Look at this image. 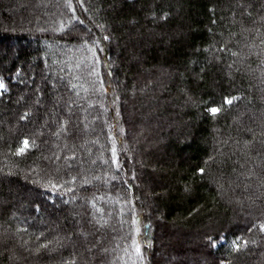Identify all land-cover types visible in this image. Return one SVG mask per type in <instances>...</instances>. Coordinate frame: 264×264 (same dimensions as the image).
<instances>
[{
    "label": "trees",
    "instance_id": "16d2710c",
    "mask_svg": "<svg viewBox=\"0 0 264 264\" xmlns=\"http://www.w3.org/2000/svg\"><path fill=\"white\" fill-rule=\"evenodd\" d=\"M72 6L0 0V264H264V0Z\"/></svg>",
    "mask_w": 264,
    "mask_h": 264
},
{
    "label": "snow or ice",
    "instance_id": "6c2138e0",
    "mask_svg": "<svg viewBox=\"0 0 264 264\" xmlns=\"http://www.w3.org/2000/svg\"><path fill=\"white\" fill-rule=\"evenodd\" d=\"M77 2L78 3H83V0H77ZM66 3H67V6L73 11V12H75V8L72 6V0H66ZM81 23H83L82 21H81ZM105 39H107V37H105ZM74 87H75V85H74ZM0 89H6V86H5V84L2 82V81H0ZM234 99H236L235 97H233L232 99H225V103H227V104H231L232 102H233V100ZM220 111V108H218V107H211L210 109H209V112L211 113V114H213V115H215V114H217L218 112ZM28 141L27 140H25L24 142H23V147H21L19 150H18V152L19 153H22V152H24L25 151V149L28 147ZM113 154H114V157H115V148H113ZM200 172H203V169H200L199 170ZM262 228H264V226H261ZM137 231H139V229H137ZM210 242L213 244V246H215V241H212L211 240V238H210ZM237 247H239V245H237ZM136 252H137V254H139L140 253V247H139V245L137 244L136 245Z\"/></svg>",
    "mask_w": 264,
    "mask_h": 264
},
{
    "label": "rangeland",
    "instance_id": "374dc122",
    "mask_svg": "<svg viewBox=\"0 0 264 264\" xmlns=\"http://www.w3.org/2000/svg\"><path fill=\"white\" fill-rule=\"evenodd\" d=\"M30 4L32 5V7H34V3H32V2L29 1V5H30ZM0 90H1V89H0ZM59 220H60V217L56 216V217L53 219V221H51V223H52L51 225H52V226H56L57 224H59ZM140 232H141V230H140ZM158 232H159V231H158ZM161 232H162V231H161ZM159 233H160V232H159ZM175 235H176V234L173 233L172 236H170V237H171V238H173V237H174V238H179V237H177V236H175ZM9 238H11V237H8V239H9ZM13 244H14V243H13ZM13 244H12L11 246H9V247L7 246V247H8L7 250H8L9 252H12V248H13V246H16V245H13ZM0 249H1V248H0ZM12 259H13V258H11L10 260H12ZM24 261H26V259H25ZM17 264H18V263H17ZM19 264H22V263L19 262Z\"/></svg>",
    "mask_w": 264,
    "mask_h": 264
}]
</instances>
